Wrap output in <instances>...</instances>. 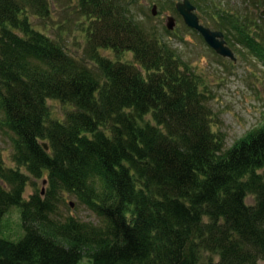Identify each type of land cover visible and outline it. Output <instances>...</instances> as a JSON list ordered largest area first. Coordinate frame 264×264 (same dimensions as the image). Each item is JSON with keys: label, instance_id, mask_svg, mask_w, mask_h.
Here are the masks:
<instances>
[{"label": "trees", "instance_id": "obj_1", "mask_svg": "<svg viewBox=\"0 0 264 264\" xmlns=\"http://www.w3.org/2000/svg\"><path fill=\"white\" fill-rule=\"evenodd\" d=\"M77 1L96 71L32 26L29 14L49 16L47 0H0V126L14 163L0 153V264H259L264 123L227 147L201 77L135 20V0ZM223 1L191 0L264 63L248 9ZM49 99L72 106L64 119ZM30 176L46 188L25 199ZM66 194L99 223L60 218ZM12 206L16 239L3 235Z\"/></svg>", "mask_w": 264, "mask_h": 264}, {"label": "rangeland", "instance_id": "obj_2", "mask_svg": "<svg viewBox=\"0 0 264 264\" xmlns=\"http://www.w3.org/2000/svg\"><path fill=\"white\" fill-rule=\"evenodd\" d=\"M49 16L46 18L29 14L32 26L57 40L73 57L83 61L96 71V67L86 51V39L83 33V16L80 14L77 0H47ZM168 1V0H167ZM166 1V2H167ZM182 0H169L174 3ZM228 8L238 9L244 13L248 9V16L252 17V32L264 37V6L257 9L246 0H224ZM223 1V2H224ZM160 3V0H158ZM157 0H135L131 4V14L135 20L145 28H155L164 40L176 49L182 59L189 63L192 69L201 77L209 96L208 104L218 116V128L225 134L226 146L242 137L250 129L264 123V63L245 50L235 39L227 40L225 32L214 28L209 17L201 18V23L223 33L226 44L234 52L235 60L216 53L206 44L201 35L184 23L182 16L173 4L162 9ZM222 2V3H223ZM156 4V14H152V7ZM161 5V3H160ZM162 9V10H161ZM173 16L176 24L172 34L164 32L167 17ZM255 16V19L254 17ZM235 42V44H234ZM103 55L115 57L114 53L102 50ZM122 61L133 62L130 52H124L119 58ZM47 105L53 118L62 120L65 113L72 108L70 104L57 99L47 100ZM145 119L152 121L150 116ZM0 126V153L6 164L14 166L11 161L12 145L4 129ZM25 172V170H23ZM27 174V173H26ZM44 178L30 176V182L25 190V199L34 191L46 188ZM43 193V192H42ZM64 201L59 204V217L73 215L81 220L99 223L97 216L85 206L78 204L75 197L66 194ZM248 203H253L249 196ZM69 207V208H68ZM4 236L16 239L23 233L19 216V207L12 206L5 215ZM264 264V258L259 260Z\"/></svg>", "mask_w": 264, "mask_h": 264}, {"label": "water", "instance_id": "obj_3", "mask_svg": "<svg viewBox=\"0 0 264 264\" xmlns=\"http://www.w3.org/2000/svg\"><path fill=\"white\" fill-rule=\"evenodd\" d=\"M157 5L154 4L152 7V14H156ZM177 12L182 16L184 23L196 30L202 35L204 41L208 46H210L216 53L221 56L229 57L232 60H235L234 52L226 44V41L223 37V33L219 30H214L210 27L203 25L200 22V19L197 15L196 7L191 2V0H182L176 3ZM261 15H264V11L261 12ZM176 24V20L173 16L167 17L166 28L168 30H173ZM45 149H48L47 143H43ZM46 183V180L43 181Z\"/></svg>", "mask_w": 264, "mask_h": 264}]
</instances>
